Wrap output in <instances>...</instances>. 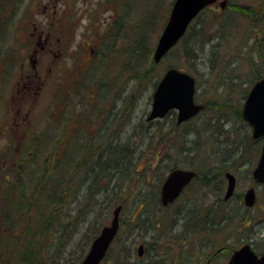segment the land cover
Here are the masks:
<instances>
[{
	"label": "rangeland",
	"instance_id": "rangeland-1",
	"mask_svg": "<svg viewBox=\"0 0 264 264\" xmlns=\"http://www.w3.org/2000/svg\"><path fill=\"white\" fill-rule=\"evenodd\" d=\"M123 1L126 0H0L3 8L5 4L7 5L0 17V202L4 201L1 198L2 194L10 185L7 177L12 181L14 176L21 175L24 189L31 192L43 168L42 164L48 160L47 157L52 152L54 141L58 137L66 136L70 140L69 149L73 155L72 159L69 157L70 168L79 163L82 164L81 161L86 156H90L91 162L86 170L80 171V166L78 167L74 187L70 186L68 201L60 209L65 212L60 217L61 221H65L66 209H72V213L76 210L78 213L79 206L70 204L74 196L79 195L76 193V188L83 185L90 173L94 174L99 170V160L104 161L108 156H112V150L107 149L112 146L113 142H116L115 137H120L131 141V145H134L132 147L140 146V151L135 149L134 152V157L137 154L140 155L138 156L140 162L135 167V177L140 180L131 186L133 192L131 195L130 193L125 194V191L122 195L125 206L121 214V229L102 264H227L235 252L241 249L240 245L245 243L241 242L246 239L242 238L243 235L248 234L251 228L264 230V186H256L250 177L259 159L262 141L260 145L254 142L251 131L236 114L242 111L245 98L254 84L252 79L255 78V74L259 73L260 77L264 76V0H228L230 8L226 9V16L224 15L225 10H221L219 6H212L193 24V40L186 38L178 46L179 55L169 54L153 70L152 75H156L158 79L169 67L189 73L197 81L196 101L207 106L206 112L182 125L176 123V111L157 122L164 124L162 132L166 135L171 131L170 139L164 140L167 149L165 145L157 146L158 144L151 142L148 144L143 133L146 127L144 126L143 129L144 121L151 108L153 81H146L144 91L138 94V99L135 100L137 103L121 121L119 88L116 92V89L110 90V93L105 89L91 92L89 90L92 86H87L89 85L88 80L85 83L80 80L81 77L79 81L75 80L76 74L73 69L78 68L79 72H83L81 69L88 67L90 61L86 51L83 49L77 51V47L83 44V41H89L92 45L98 37L105 36L106 32H109L99 41L96 51L127 49L136 37V32L131 30V24L137 22L138 13L141 10L144 12L143 17L150 22V25L155 19L159 20L153 28L150 26L148 31L151 43L153 42L151 46L155 50L168 21L174 0H129L130 9L124 20L125 24L121 26L115 23L113 25V15L115 16L121 10L120 6L123 5ZM12 2L20 4L16 14L17 19L9 11ZM131 5H134L132 12ZM239 6H245L253 15L238 17L233 15L231 19H227L231 10ZM153 11L157 17L151 21L154 17L152 16ZM222 19H226L224 23H220ZM32 22L53 32L57 26V31H59V26L64 30L66 25L72 23L74 25L73 41L69 48L73 50L69 49L68 60L64 62V66H60L59 63L52 65V71L47 69L49 62H53L54 59L50 55V60H46V66L43 69V80L40 78V87L44 81L40 96L38 95L34 102L32 98L30 102L24 103L25 100L21 94L17 93V90L20 88L18 83L21 67L25 65L27 51H16V48L18 44L24 47L31 45V41L26 39V34L22 33L27 32ZM141 25H146V23H141ZM119 27L121 28L117 34L116 30ZM128 31H130L129 34ZM211 39L212 42H210ZM91 45H88L90 49ZM190 45L197 48L194 53L195 57H186L183 52ZM214 45L216 47L212 49ZM212 51L214 53H210ZM121 56H118L117 60H120ZM76 62L77 64H74ZM119 64V61L111 60L107 70L109 82L118 83ZM68 67L71 68L64 70ZM145 71H149V68ZM121 75L124 76L123 79ZM121 75L118 84H124L126 80L129 84V77L122 72ZM76 81L81 91L73 92L74 94L72 93L70 98H67L66 105L62 104L60 96H56V93L64 88L66 83ZM129 85L127 93L133 89ZM212 105L221 110L213 111ZM108 107L111 108V112H106L105 109ZM18 109H22L23 114L15 120L17 117L15 112ZM25 113L28 115L26 116ZM223 113L226 114L223 115ZM106 118L110 126L104 131L105 129L100 128L101 122ZM219 119L221 124L216 126ZM216 127L220 128L218 130L222 135L220 140L224 142L217 141L218 138L214 133ZM188 135H190L189 144L186 146L183 142ZM83 141L86 144L81 156L76 148L77 144ZM93 141L95 147L92 146ZM172 141L177 143L176 147L172 145ZM226 141H229V144H226ZM36 142L42 144L34 150L39 157L36 156L35 160H30L21 172L23 164L20 153L25 147L32 149ZM89 142H91V147L87 146ZM188 147L193 151L192 154L189 153ZM219 148L224 150L222 154L217 155L216 149ZM239 148L243 149L241 160H237L240 157L236 154L233 157L235 161L231 164L226 161L227 159L222 160L225 155L229 153L233 155ZM69 149L67 148L66 151ZM173 161L180 164L178 168L194 171L200 169L201 175L204 176L201 178H209L211 185L204 191L203 188L200 189L199 184H195L194 189L184 193L180 201L170 206L169 209L165 211L161 209L158 212L155 207L151 208L149 214L143 215L139 220L144 208L140 206L142 203L136 200V192L144 190L147 194L155 193L157 197H160L163 179ZM147 162L150 163L149 167L146 166ZM226 171L235 175L237 189L235 199L226 200L231 201L228 205L221 207L219 202L224 198L228 189V179L224 175ZM103 173L100 171V175ZM67 177L68 174H65L63 180ZM71 177L74 178L70 172ZM214 184L216 188L213 187ZM83 187L87 188V186H82L81 189ZM251 187L256 188L258 199L256 206L247 211L243 209L245 207L239 196L243 195L245 198ZM17 191L15 190L12 194ZM14 197L16 200L11 202L13 207L21 198L19 195H14ZM38 199V205L41 206L42 196ZM102 200V197L94 200L97 204L100 203L95 208L97 216L102 213L105 205H102ZM185 205L195 206L198 212L203 209V212L199 213L195 219L197 229L187 227L183 223L182 215L185 212L183 207ZM106 207H108V215L103 213L102 218L106 217L105 225H109L117 206L107 205ZM229 207L233 216L231 221L227 219L229 222L224 221L223 226L214 231L209 230V233L199 231L203 226L202 223L209 218L205 213L207 209L217 208L221 213H225ZM2 212L3 209L0 214ZM50 212L48 211L46 216ZM35 213L38 214V209L34 206L31 210L33 219L36 218ZM218 219V217L210 218L216 222ZM71 221L72 229L68 236L70 238L66 242L63 241L59 247L54 231H47L45 234L40 233V230L37 231L39 226H42L41 222L35 223L34 220L31 243L27 244L25 241L27 232L24 225L16 227L14 232L10 233L12 226L7 221L0 232V264H26L24 260L26 250L27 253H36L34 256L37 257L29 264H80L92 242L89 240L92 233L91 225L85 226L79 219L75 222V218ZM154 221L161 222L158 228H154ZM258 222L263 226L256 227ZM227 235H234L238 239L235 241L234 237L231 241H227ZM182 239L186 242H181ZM251 242L259 254L264 252V235L255 237ZM140 245L144 246L146 252L143 257L138 255ZM219 249L221 252L217 254Z\"/></svg>",
	"mask_w": 264,
	"mask_h": 264
},
{
	"label": "trees",
	"instance_id": "trees-1",
	"mask_svg": "<svg viewBox=\"0 0 264 264\" xmlns=\"http://www.w3.org/2000/svg\"><path fill=\"white\" fill-rule=\"evenodd\" d=\"M122 4L123 5L120 6L121 10L118 11V13H116L115 16L113 15V23H112L113 25L115 23H118L121 26L125 24L124 20L126 18V14L129 13V9H130L129 0L128 2L127 0L123 1ZM6 6L7 5L5 4L4 8H6ZM131 6H132V9H131V12H132L134 9L133 7L134 5H131ZM19 7H20L19 3H14V2L10 3L9 11L11 12V15L14 16L15 19H17L18 17V15L16 16V14H17ZM4 8L2 7V2H1L0 3V17L3 13ZM229 8H230V3L228 4L227 10ZM227 10L224 11L225 16H226L225 12H227ZM231 12H230L231 15L229 13V18L227 19H231L233 15H235L236 17L253 15V13L247 10L245 6H239L237 8H234L231 10ZM143 13L144 12L142 10L141 12L139 11L138 13L139 19H137V22L135 24L133 23L131 24L132 27L130 26L131 30L136 32V37L134 39V42L130 44V46L127 49L125 50L122 49V51H101V49H99V51L94 52V56L90 59L88 67H86L85 69L84 68L81 69L83 72H79L78 68L73 69V72L76 74L75 80H78L80 77H81L80 80H83L84 83L88 80L89 85L87 86H90V87L92 86V88L89 90L91 92H97L98 89H102V90L105 89L108 93H110V90L113 91L116 89L115 90L116 92L117 89L119 88L118 98L120 99L116 98L115 100L117 102L118 100L121 102V110L120 108H117V110H120L121 112V117H120L121 121L125 118V114L130 113L132 107L135 106V104L137 103V101L135 100L138 99V94H141L144 91V84L147 83L146 81H153V87L155 88L160 80V78L158 79L156 75H152L153 70L158 65L154 63L153 58H152L154 47L151 46L153 42L151 43L149 33H148L149 27L151 26L153 28L154 24L157 23L159 20L155 19L154 22L150 25V22L143 17ZM152 16L154 17L151 18V21H153V19L157 17V14L153 11ZM225 20L226 19L220 20L221 21L220 23H224ZM141 23H146V25L142 26ZM120 28L121 27H119L116 30L117 34ZM18 31H20V29H18ZM108 33L109 32H106L105 36H107ZM129 33L130 31H128V34ZM193 34H194V28L192 25L187 33V36L184 38V40H186V38H190L193 40ZM105 36H103V38ZM117 37L118 35L116 36V38ZM194 40L197 41L199 39H194ZM212 41L213 40L211 39L210 42ZM214 47L216 46L214 45L212 49ZM178 49L179 47L177 46L170 52V54L179 55L180 52ZM196 49H197L196 47H193V46L191 47L190 45L186 47L185 51L183 52L186 57H192V56L195 57L194 53ZM210 53H214V51ZM118 56H121L120 60H117ZM111 60L119 61L120 63L119 64L120 66H118L119 69L117 73L118 83L120 81L121 72L126 74L129 77V84L132 86L133 88L132 91L134 92L131 91L130 93H127L128 92L127 87L129 85L127 84V80L124 81V84L123 83L118 84L113 81L109 82V74L107 70H108ZM74 64H77V62ZM70 68L71 67H68L67 69H64V70H68ZM148 68H149V71H145ZM225 69L226 68H224V70ZM259 77H260L259 73H256L255 78H253L252 80L255 82L256 80L259 79ZM121 78L123 79L124 76L121 75ZM252 80L251 82H253ZM76 83L77 81L68 82L65 84L64 88H62L56 93V96H60L62 100V104L66 105L67 98H70L73 92L78 93L81 91V88L79 87V83L78 84ZM98 100H99V97H98ZM211 109L213 111L221 110L219 108H216L213 105ZM105 110L106 112L112 111L111 108L109 107L106 108ZM93 113H96V112H93ZM172 113L173 112H171L170 114ZM225 114L226 113H223V115ZM236 114L238 115L239 119H241L240 112ZM144 120H145V117H144ZM144 122L145 123L143 125V129H144V126L146 127L143 130V133L147 138L148 144L151 142L152 144H155V145L158 144L157 146L165 145L167 149V146L164 140L170 139L171 131L170 133L166 135V133L162 132V130H164L163 123H157L158 121L149 122L147 119ZM218 124H221L220 119L217 121L216 126ZM109 126L110 125L108 124V119L106 118L103 122H101L100 129L101 130L105 129L104 131H106L107 129H109ZM175 128H176V125L174 126V129ZM219 129H220L219 127H216V129L214 130V133L216 137L218 138L217 141L224 142L220 140V137L222 135H220L221 133L218 131ZM198 135H200V133H198ZM189 137L190 135H188L184 139V142L182 141L183 144L186 146H188L189 144L188 143ZM223 137L225 139V136ZM118 138L115 137L116 142H113L112 146L107 149V150H112V156H108L107 160H104V161L99 160V164H98L99 170H97L94 174L90 173L89 176L85 178L83 185L81 184L82 186H87V188L83 187V189H81L82 186L76 188V193L77 194L79 193V195L74 196V198L70 201V204L79 206L78 211H77L78 213H76V210L74 211L75 213L74 212L72 213L73 211L72 209H66L67 216H66L65 221L64 220L61 221L60 217L63 216L65 212L64 210H60V209L63 206V204L68 201L67 195H69L70 188H71L70 186L74 187L73 186L74 179L78 171V167L80 166V171H82L83 169L86 170V168L90 166L89 162H91L89 160L90 156L89 157L86 156L84 160L81 161L82 164L79 163L77 166L70 168V163L68 164L69 157L71 158L73 155L69 149L70 140L66 138V136L62 138L58 137L54 141L52 152L48 155L47 157L48 160H46L42 164L43 168H41V171L35 180V184L31 192H28L27 189H24V181L21 175L14 176L12 181L7 177V180H9L8 184L10 185L8 189L3 192L2 197H1L4 201L0 202V211L3 209V212L1 213L2 218H0V232H1L2 226L5 223H7V221H8V224L12 226L10 233L14 232L16 227H19L20 225L22 226L24 225V229L27 232L25 241H27V244H29L31 243V237H32L31 232L34 231L32 224L34 223V220H35V223L39 221L41 222L40 225L42 226H39L37 231L39 232L40 230V233L42 234H45L47 231H50V232L54 231L56 234L55 237L57 238L56 241L57 243L59 242L58 243V247H59L60 244L62 245L63 241L66 242L70 238V237L68 238V236L72 229L71 219L75 218V222H77V220L79 219L80 222L84 224L85 226L91 225L92 233H91L89 240L90 241L93 240L99 234L100 229L103 226H105V223L107 221L106 217L102 218L103 213L106 216L108 215L107 213L108 207L106 206L109 205L110 207L111 206L116 207L118 205H122L124 209L125 201H123V197H122L124 191H125V194L130 193L131 195L133 193L131 186L137 180H140V179H137V177H135V171H136L135 167L137 166L138 162H140V158L138 157L140 155L137 154L134 157L135 149L140 151V146L136 148L132 147L133 144L131 145V141L123 140L120 137ZM136 139H137V136H136ZM198 139H200V137ZM227 139H229V137H227ZM85 144L86 143L84 141L80 144H77L78 147L76 148L77 149L76 151L81 156H82V150ZM94 144L95 142L93 141V145H92L93 147H95ZM173 144L175 146L177 143H175V141H172V145ZM226 144H229V141H226ZM240 145L243 146L242 144ZM41 146L42 144H40V142H36L32 146V149L25 147L22 150V152L20 153L22 157L21 161L23 164V168L21 172L24 171V168L27 166L30 160H35L36 156L39 157V154L34 150H37V148ZM87 146L91 147V142H89ZM67 148L69 149L68 151H66ZM242 150H243L242 148H239L237 152H234V154L231 155L232 161H235L233 158L235 154L240 157L237 160H241V156L243 152ZM192 153L193 151L190 152V154ZM98 158L101 159V156L98 155ZM146 166L149 167L150 163H148ZM179 166L180 164H178L177 161H173L172 164L169 165L168 168L170 171L171 169L178 168ZM100 171L104 172L103 175H100ZM195 171L197 172V176L192 182V184L188 187L187 191H189L190 189H194L195 184H199L200 189L203 188L204 191L207 190L208 187L211 185L210 179L209 178L202 179L201 177H204V176L201 175L200 169H196ZM70 172L72 173V176L74 178L72 177L70 178ZM65 174H68V177L66 178V180H63V177L65 176ZM103 182H105V186H103ZM213 187L216 188V185L214 184ZM200 189H198V191ZM15 190H18V191L15 192V194H12ZM142 191L143 192L141 191L136 192V200L141 202L142 205L140 204V206L144 208V211L139 216V220L142 219L143 215L145 216L148 215L149 212L151 211V208L155 207L158 212L161 211V203H160L159 196L157 197L155 193L147 194L144 190ZM92 192H97V193L93 194ZM14 195H19V198L20 197L21 198L16 202L18 204H16L13 207L11 202H14L16 200ZM39 196H42L41 206L38 205ZM100 197L103 198L102 205L105 204L103 207L104 212L102 211V213L99 216H97L95 212V208L100 203L97 204V202H94V200L99 199ZM139 202H136V203L138 204ZM34 206L37 207L38 209V214L36 215L35 213L36 215L35 219H33V217L31 216L32 215L31 210L33 209ZM183 207L185 208V211L195 208V206L193 207V206H186V205ZM198 209H200L199 206H198ZM4 210H7V211H4ZM56 210L57 211L60 210V211L57 212ZM48 211H51V212L48 213L46 216V213ZM69 211H71L70 213L72 214L68 213ZM202 212H203V209L199 213L201 214ZM155 222H157L158 227H159L161 222L154 221L153 223ZM183 223L186 224V226L188 225L187 217H184ZM158 227H154V228H158ZM74 230H75V226H74ZM93 235L95 236L93 237ZM117 238L115 239V241L117 240ZM26 251L24 253L25 263L26 264L32 263V261L37 258L36 256H34V254L36 253H27Z\"/></svg>",
	"mask_w": 264,
	"mask_h": 264
},
{
	"label": "water",
	"instance_id": "water-1",
	"mask_svg": "<svg viewBox=\"0 0 264 264\" xmlns=\"http://www.w3.org/2000/svg\"><path fill=\"white\" fill-rule=\"evenodd\" d=\"M216 1H174L167 24L155 47L153 59L156 64H159L165 55L178 44L194 19ZM226 5V0L220 2L223 9L226 8ZM195 85L196 80L191 75L176 68L167 70L153 93L152 110L148 120L164 118L170 111L175 109L178 111V124H182L196 116L205 106L195 102ZM242 117L252 127L254 139L264 138V78L259 80L250 91L244 105ZM195 176V171L179 168L172 170L162 184L161 203L168 206L174 202ZM253 176L257 183L264 184V144ZM226 177L228 179V189L225 199L228 200L235 193L236 179L230 173H226ZM256 198L255 188L252 187L245 196L246 205L249 207L254 206ZM121 211L122 206H118L114 210L111 223L103 227L99 235L93 240L81 264H101L120 228ZM138 254L143 256V245H140ZM229 264H264V255L261 259H258L252 253L250 247L246 246L234 254Z\"/></svg>",
	"mask_w": 264,
	"mask_h": 264
},
{
	"label": "flooded vegetation",
	"instance_id": "flooded-vegetation-1",
	"mask_svg": "<svg viewBox=\"0 0 264 264\" xmlns=\"http://www.w3.org/2000/svg\"><path fill=\"white\" fill-rule=\"evenodd\" d=\"M32 17V16H31ZM30 17V18H31ZM55 17V16H53ZM50 25V24H49ZM48 25V26H49ZM47 26V27H48ZM58 26L54 28L55 32L48 31L45 28H41L37 23L32 22V24H29L27 32H23L22 34H26V39H29L31 41V45L28 47H24V45H17L16 51H27V57L24 61V66L21 67V74H20V82L18 85H20V88L17 90L18 94L22 95V98L25 100L24 103L32 102L37 100V96L41 94V89L44 84V81L42 82V85L40 87V78L44 77L42 75L43 69L46 66V60H50V55H52L53 62H49L47 68L49 71H52L53 66L59 63V65H62L64 62L68 60L67 55L69 49L72 51V48H69L72 41H73V32H74V25L72 23L70 25H66L65 29L63 30V27L59 26V31H57ZM70 38L67 40V38ZM25 39V40H26ZM99 41H101V37L97 38L95 43L92 45L89 41H83V44H81L79 47H77V51L84 50L86 51V55L88 56V59L90 60L92 56L94 55L93 51L97 50ZM88 45H91L92 48L90 49ZM71 58L72 55L70 54ZM70 60V59H69ZM31 65H30V63ZM43 80V78H42ZM39 84V85H38ZM39 90V91H38ZM16 118L18 119L19 116L23 114L22 109H18L16 112ZM26 116L28 113H25ZM239 198L242 199L243 206L245 210H250L252 208H248L245 206L244 203V196H239ZM235 199L232 198L233 201ZM229 200V201H231ZM223 202L229 203V201L224 200V198L221 200ZM221 203V202H220ZM254 208V207H253ZM263 225L261 223H257L256 227H262ZM252 230L246 234L243 235L242 238H246L241 242H245L241 244L240 248H244L246 246H249L251 251L256 255L257 258H260V256L263 255V253L259 254L257 248L253 245L251 241L254 240L255 237L258 238V236L264 235V230H256L255 228H251ZM238 237H235L234 240L236 241ZM232 240V239H231ZM228 240L227 241H231ZM236 251V250H235ZM234 251V252H235ZM221 252V249L217 251V254ZM216 254V253H215ZM216 254V255H217ZM230 260L227 262L229 264Z\"/></svg>",
	"mask_w": 264,
	"mask_h": 264
},
{
	"label": "bare ground",
	"instance_id": "bare-ground-1",
	"mask_svg": "<svg viewBox=\"0 0 264 264\" xmlns=\"http://www.w3.org/2000/svg\"><path fill=\"white\" fill-rule=\"evenodd\" d=\"M199 105H201V103H198ZM177 146V144L175 145V147ZM189 149V153L192 152V150L188 147ZM217 151V155H220L222 154L221 152L224 150L222 148H219V149H216ZM243 151V150H242ZM214 152V153H216ZM226 152V151H225ZM171 158V157H170ZM226 160L227 162L229 161V163L231 164L232 163V158H231V154L229 153V155H225V157H223L222 160ZM225 161V162H226ZM174 169V168H173ZM171 169V170H173ZM170 170V171H171ZM169 171V172H170ZM168 172V173H169ZM167 173V174H168ZM257 203V201H256ZM222 205H228L227 202H223L221 201V207ZM206 213V216L209 217L207 218L201 226V228L199 229V231L201 233H204V232H207L209 233V230H216L217 228H220V226H223L222 224L225 222H229L228 220H232L233 216L231 215V211H230V207L228 208V210L225 212V213H221L219 209L217 208H210V209H207V211L205 212ZM197 215H199V212L197 209H189L187 211H185L182 215V217H187V220H188V225L187 227H194L196 228L195 226V219L197 218ZM211 217H218L219 218V221H213V220H210ZM228 219V220H227ZM147 225V224H146ZM154 227H158V224L157 222L154 223ZM197 229V228H196ZM235 236L234 235H227V239L228 240H231L233 239ZM191 238V237H190ZM190 238H183V239H190ZM181 240V242H186V240Z\"/></svg>",
	"mask_w": 264,
	"mask_h": 264
}]
</instances>
